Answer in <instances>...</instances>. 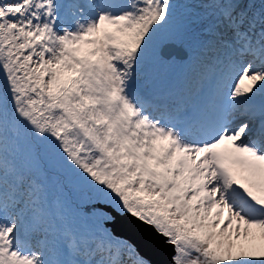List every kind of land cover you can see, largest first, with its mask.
<instances>
[{
    "label": "snow or ice",
    "instance_id": "1",
    "mask_svg": "<svg viewBox=\"0 0 264 264\" xmlns=\"http://www.w3.org/2000/svg\"><path fill=\"white\" fill-rule=\"evenodd\" d=\"M0 264H264V0H0Z\"/></svg>",
    "mask_w": 264,
    "mask_h": 264
},
{
    "label": "water",
    "instance_id": "2",
    "mask_svg": "<svg viewBox=\"0 0 264 264\" xmlns=\"http://www.w3.org/2000/svg\"><path fill=\"white\" fill-rule=\"evenodd\" d=\"M157 258H158V257H155V256L153 257V259H157Z\"/></svg>",
    "mask_w": 264,
    "mask_h": 264
}]
</instances>
